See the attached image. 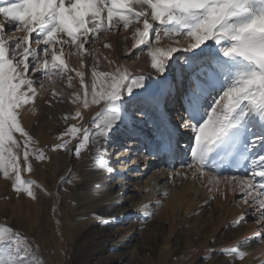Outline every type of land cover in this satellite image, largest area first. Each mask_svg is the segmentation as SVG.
Segmentation results:
<instances>
[{
	"label": "snow or ice",
	"instance_id": "1",
	"mask_svg": "<svg viewBox=\"0 0 264 264\" xmlns=\"http://www.w3.org/2000/svg\"><path fill=\"white\" fill-rule=\"evenodd\" d=\"M0 173L12 181L17 194H26L35 200V181L24 180L22 173L33 171L30 159H47L43 149L32 147L33 136L22 126L21 117L28 105H35L38 88L45 80L54 84L53 77L66 79L72 87L74 72L83 89L72 93L73 103L82 99L83 107L104 104L90 121L91 127L70 125L61 134L69 139L53 146L52 151L67 150L71 138L79 136L73 149L79 158L90 140L110 139V133L121 124L145 116L144 105L153 109L155 144L152 152L179 157L181 138L189 137L188 160L180 162L178 171L165 181L178 187L181 182L199 180L210 192L228 191L240 194L257 221L264 220V0H0ZM142 24L134 30L136 45H144L151 58V67L163 76L169 68V59L177 52H191L186 58L182 74L173 87L183 101L176 118L162 108L167 104L164 93L147 90L145 76H133L127 68L117 66L114 71H98V59L89 49L109 31L128 30L133 24ZM157 25L159 31L156 30ZM11 32L12 35H8ZM161 32L175 39V46L157 47ZM16 33L23 35L16 36ZM87 45V47H86ZM111 48V44H106ZM81 58L80 68H70L67 58ZM93 59L91 82H85L84 56ZM112 63V61H109ZM172 94L169 89L168 95ZM55 89L54 98L62 96ZM89 96L91 99H89ZM209 100L211 103H209ZM49 105L52 101L48 102ZM134 109V110H132ZM186 114V115H185ZM75 117L81 118L77 110ZM73 117H64L65 121ZM94 129V130H93ZM19 133L18 140L16 134ZM128 149H125L127 151ZM101 149L97 148L99 153ZM243 162V176L223 174L227 167H239ZM99 168L114 171L110 163ZM189 172L191 175L189 176ZM170 189L158 191L154 205L142 206L149 216L163 206ZM244 215V214H242ZM107 223V221H104ZM19 234L12 227L0 228V247L7 250L0 264H37L30 250L16 243ZM251 240L264 242V231ZM251 242V241H246ZM14 247V250H13ZM201 257L200 264L211 260ZM232 257L225 264L242 261L246 252L236 247L221 250Z\"/></svg>",
	"mask_w": 264,
	"mask_h": 264
},
{
	"label": "bare ground",
	"instance_id": "2",
	"mask_svg": "<svg viewBox=\"0 0 264 264\" xmlns=\"http://www.w3.org/2000/svg\"><path fill=\"white\" fill-rule=\"evenodd\" d=\"M0 6H4L3 3H0ZM0 22L5 23L6 29L10 27L2 17ZM136 28H142V24L133 23L126 31H109L92 45L89 51L96 54L99 61L98 71L111 72L117 66H121L127 68L133 76L143 75L147 90L136 91H141L144 97L151 93L162 92L167 99L170 98L166 105L163 99L161 101L162 108L168 114L173 106L177 111H182L180 105L183 101L173 87V81L179 80L178 76L174 75V70L182 74L185 60L191 57L192 53L184 51L174 53L169 59V68L163 76L156 74L151 67V58L145 46L136 45L134 38ZM7 34L12 35L11 32ZM15 35L20 36L23 33ZM106 44H111L112 47L106 48ZM169 46H175V39L162 36L157 47L166 49ZM80 61L81 58L76 55L67 58L70 68L79 69ZM83 62L85 82L90 84L93 59L86 55L83 57ZM69 74L73 76L72 87H68L66 79L53 77L54 84L45 80L44 87L38 88L39 95L35 105H28L23 111L22 126L33 136L34 141L40 139L36 140L32 147H36V142L44 145L63 143V140L69 139L68 136H64L63 140L60 139L66 128L73 124L79 127H91L90 121L104 107L101 103L84 108L82 99L73 103L72 93L80 92L82 96L83 89L75 73ZM53 89L63 95L54 98ZM169 89L172 90L171 95H168ZM49 101H52L51 105ZM144 107L148 114L153 113L149 105L145 104ZM77 110L81 112L82 119L75 117ZM66 116L73 118L65 121ZM66 124L68 126H65ZM52 125L56 132L51 135L48 132ZM141 126L146 132L151 133L149 139L155 143L154 118L150 117L147 122L140 125V128ZM16 137L20 139L19 133ZM78 141L79 136L71 138L66 150L67 157L73 154ZM104 145L103 139H100L99 144L90 140L88 147L84 149L86 152H81L82 164L77 171L78 180L74 186L78 190L76 193L68 191V187L73 188L69 182V186L66 180L65 183L60 182L63 179L61 174L64 166L61 168L57 164L58 157L60 158L57 152L56 157L51 156L54 160L48 165L51 179H47L43 174L40 188L34 187L37 197L35 200L27 197L26 194L14 192L12 181L5 179L0 173V228L12 227L24 231L30 237L27 242L31 245L30 250L33 255L40 250L49 264H66L68 254L75 249H77V264H173L171 259L176 253L183 254L180 264H190L196 259L194 256L202 251L208 249L220 251L225 247H236L246 252L242 261L236 260L238 264H264V242L251 240L259 232L264 231V220H256L248 205L241 202L238 192L228 191L222 195L223 184L220 186L221 192H210L208 189L211 185L207 184L209 177H204V186H201L199 180L188 179L181 182L179 178H177L178 187L165 183L172 174L173 166L178 171H186L180 168V162L189 158L187 134L181 138L183 152L176 158L163 152L148 155L153 151L154 146L149 148L142 146L139 149L141 152L139 155L142 156L144 166L148 170L140 175L139 191L134 189L135 193L129 198L125 193L128 189L127 185L122 176L116 172L117 168L111 163L114 171L109 172L106 168L102 170L99 168L100 164L108 163L101 156L97 157L102 153L101 151L98 153L97 148L102 149ZM30 159L33 162V171L23 172L22 178L36 183L40 174L35 171L34 157ZM176 160L179 166L175 165ZM241 164L244 165L242 173L232 172L230 167L226 166L223 174L243 176L247 166L243 162ZM165 188L170 189V196L163 201L162 207L158 209L150 207L148 211H155L156 214L149 216L142 206L154 205L155 201L160 199L157 192ZM73 199L75 202L71 201ZM50 206L53 208L52 211L49 210ZM133 212L144 213L145 216L151 217L148 226L142 228L140 222L141 227L138 223L130 222L131 216L127 215ZM120 218L127 224L125 229H115L111 224ZM137 232L143 242L148 240L145 245L149 251L143 255L138 252V246L130 247V242ZM31 240L39 241V246L36 247ZM16 243L20 247L26 246L25 241ZM2 250L0 249V253L7 256V251ZM219 259L222 261L224 259L221 253L211 257L213 263H217ZM217 264H225V262Z\"/></svg>",
	"mask_w": 264,
	"mask_h": 264
},
{
	"label": "rangeland",
	"instance_id": "3",
	"mask_svg": "<svg viewBox=\"0 0 264 264\" xmlns=\"http://www.w3.org/2000/svg\"><path fill=\"white\" fill-rule=\"evenodd\" d=\"M156 30L159 31L158 25L156 27ZM162 36H164V35L161 32V37ZM173 39H176V38L174 37ZM174 72L177 73V70H174ZM179 95L180 94H178V96ZM132 110H134V109H132ZM138 117L139 116H136L134 120H129V123L125 122L123 125L121 124L118 127V129H114L113 132L109 134L110 139H107V140L103 139L105 141V145L101 149L102 153H101V155H97V157L101 156V158L103 160H105L108 163L113 164L117 168L116 172L122 176L125 184L127 185L128 189L125 190L126 191L125 193H126V195H128L127 196L128 198L130 197V195H132V193H135L134 189L139 191V188L141 187L140 175L142 173L147 172V170H148L144 166L145 162L143 161L142 156L139 155V153H141L139 151V149L142 146L149 148V147L154 146V144H155V143L151 142V140L149 139L151 133L146 132L142 126L140 128V125H143L145 122H147V120L150 117L151 118L153 117L152 113L145 115V116H140L141 118H138ZM51 122H53V121L51 120ZM65 126H68V124H66ZM54 132H56V129H54V127L52 125L51 128L49 129L48 133L52 135ZM36 140H40V139H35V141ZM41 140H47V139H41ZM53 146L54 145L51 143H47L44 145V144H41V142H36V148L43 149L46 157H48L47 159H45L43 161L35 160V158L33 159L35 171H37L38 175L40 174L39 177H37V179H36V185L42 184L41 178H42L43 174L46 175L47 179H51L50 168H48V165L50 164V162L52 163V161L54 160L53 157H51V156L56 157L57 156L56 152H57L58 156H60V158L58 157L57 164H59V166L61 168H62V166H64V168L62 169L63 172L61 174L63 179H61L60 182L65 183L64 180H66L67 184L69 182L70 185L74 188L75 182L77 183V180H78L77 171L79 170V167L82 164L80 156H83V155L80 154L79 158L75 157L73 154H71L69 157H67L68 153L66 150L52 151ZM125 149H128V150L125 151ZM81 152H86V151L81 150ZM175 165L179 166V163L177 160L175 161ZM69 175H70V177H69ZM68 186H69V184H68ZM37 188H40V186ZM73 188L68 187V191L71 190V191H74L75 193L78 192L77 188H74V189ZM59 191H60V189H59ZM71 201L75 202V199H73ZM62 203H63V201H62ZM49 210L52 211L53 208L50 206ZM127 216H129V217L131 216L130 222L138 223L139 227L142 226V228H145L146 226H148L149 221L152 219L151 217L145 216L144 213H140V212L137 214H136V212H133ZM122 218H124V217L122 216ZM139 222L141 223V226H140ZM127 223H129V222H127ZM111 224L115 227V229L116 228L125 229L127 226L126 222H123V219H121V218L116 220V222H112ZM226 228H227V226L224 228V230ZM13 229L19 234L20 238L17 241L23 243L25 241L24 238H27V240L30 239V237L24 231H20L19 229H16V228H13ZM48 234L51 235L50 232H48ZM44 236L46 237L47 235H44ZM140 236L141 235L138 232L133 236L132 241L130 242V247L138 246L139 247L138 252H140V254L143 255L145 253H148V251H149L148 247L145 245L148 240H145L146 242H143V240L140 238ZM31 241H34V244L36 247L39 246V243H38L39 241L38 242L35 240H31ZM0 249H3L2 250L3 252L7 251L3 247H0ZM219 253H221V250L220 251L219 250H214V251L212 250L211 257L215 256V255H219ZM213 254H215V255H213ZM76 255H77V249H75L74 251L72 250L68 254L66 264H77ZM202 255L203 256L209 255V253L207 251H204V252L202 251L201 253L196 254L194 256L196 259H193L190 264H200L201 257H203ZM34 256L38 258L37 264H49L48 261H46V259L44 258L43 254L40 250H37V254H35ZM221 256H223L224 262L233 259L232 257L224 256L222 254H221ZM5 257L6 256L4 254L0 253V258H5ZM171 260H172L171 262L173 264L175 262L180 264L183 260V254L182 253H176L172 257ZM223 261L220 260L217 263H220ZM217 263H213L212 260H210V261L206 260L204 262V264H217ZM235 263L238 264V262H236V260H235Z\"/></svg>",
	"mask_w": 264,
	"mask_h": 264
}]
</instances>
